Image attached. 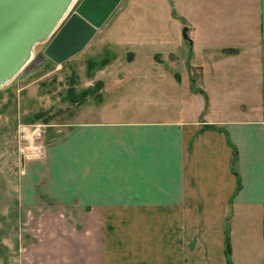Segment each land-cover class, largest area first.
<instances>
[{"label": "crops", "instance_id": "crops-1", "mask_svg": "<svg viewBox=\"0 0 264 264\" xmlns=\"http://www.w3.org/2000/svg\"><path fill=\"white\" fill-rule=\"evenodd\" d=\"M239 1L209 21L220 27L209 45L191 26L201 83L189 90L205 96L201 118L92 107L48 143L43 159L21 163L20 199L69 203L70 217L80 218L78 264H264V0ZM222 63L247 75L238 100L206 92L205 75ZM39 214L66 217L60 209ZM119 219H147L144 255L129 243L127 258L112 257ZM249 233L257 244L247 250ZM242 237L243 247L235 244Z\"/></svg>", "mask_w": 264, "mask_h": 264}, {"label": "rangeland", "instance_id": "rangeland-1", "mask_svg": "<svg viewBox=\"0 0 264 264\" xmlns=\"http://www.w3.org/2000/svg\"><path fill=\"white\" fill-rule=\"evenodd\" d=\"M238 2L120 0L90 42L64 62L55 64L48 58L35 62L47 40L34 45L25 67L0 86V264H47L49 257L63 264L69 252L72 264H78L80 218L70 217L69 203L43 206L19 198V183L26 174L21 155L28 165L43 159L48 143L64 136L69 124L83 120L92 107L97 108L92 111L95 113L120 111L129 114L126 116L176 117L182 109L185 117L201 118L205 96L189 90L201 83L199 70L192 67L199 59L192 51L191 26L200 33L202 43L209 45V39H216L220 29L209 21L227 16L229 5ZM184 27L190 40L183 37ZM204 78L206 92L215 100H238L247 81L239 67L226 63ZM118 80L122 83L117 85ZM84 90L86 93L81 94ZM102 97L101 105L93 106ZM34 123H41L42 131L40 143L33 144L20 130L26 127L31 132ZM55 209L65 210L66 217L55 221L39 214ZM118 222V233H111L108 240L120 244L111 250L112 257L127 258L129 243L136 245L137 257L144 255L147 219ZM246 237L252 246L247 250L255 249V235ZM235 244L243 247V237ZM53 245L55 250L50 249Z\"/></svg>", "mask_w": 264, "mask_h": 264}, {"label": "water", "instance_id": "water-1", "mask_svg": "<svg viewBox=\"0 0 264 264\" xmlns=\"http://www.w3.org/2000/svg\"><path fill=\"white\" fill-rule=\"evenodd\" d=\"M75 1L0 0V86L25 67L38 42L47 40L35 62L60 64L80 52L120 0H79L68 14Z\"/></svg>", "mask_w": 264, "mask_h": 264}, {"label": "built area", "instance_id": "built-area-1", "mask_svg": "<svg viewBox=\"0 0 264 264\" xmlns=\"http://www.w3.org/2000/svg\"><path fill=\"white\" fill-rule=\"evenodd\" d=\"M31 126H33L32 127V129L30 130L31 132H29L27 129H26V127H22L21 128V133H22V136L24 137V138H28L29 140V142L31 143H33L34 141H37L36 143H40V136H41V131H42V129H41V127H42V124L41 123H34L33 125H31ZM34 144V143H33ZM34 148H36V147H34ZM22 152V151H21ZM21 154H23V152L21 153ZM23 159H25V157L23 156V155H21V163H23Z\"/></svg>", "mask_w": 264, "mask_h": 264}, {"label": "trees", "instance_id": "trees-1", "mask_svg": "<svg viewBox=\"0 0 264 264\" xmlns=\"http://www.w3.org/2000/svg\"><path fill=\"white\" fill-rule=\"evenodd\" d=\"M87 91V90H86ZM83 93H81V94H85L86 92H85V90L84 91H82ZM72 99H75V95H73V97H71ZM225 245H226V247H225V253H229V249H228V247H229V245H228V239H227V237L225 236ZM228 260V259H227Z\"/></svg>", "mask_w": 264, "mask_h": 264}]
</instances>
